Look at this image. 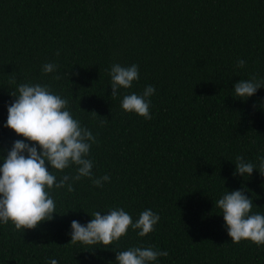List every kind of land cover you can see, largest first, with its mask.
Listing matches in <instances>:
<instances>
[{
    "label": "trees",
    "instance_id": "1",
    "mask_svg": "<svg viewBox=\"0 0 264 264\" xmlns=\"http://www.w3.org/2000/svg\"><path fill=\"white\" fill-rule=\"evenodd\" d=\"M46 63L57 70L45 74ZM113 64L139 68L115 98ZM253 76L264 81V0H0V149L23 139L3 126L21 83L67 99L96 139L92 177L49 190L51 221L24 231L0 223V264H115L116 252L149 246L168 253L151 264H264V245L232 243L216 207L242 188L264 215V177L233 174L237 156L256 165L264 156V88L245 101L233 90ZM148 85L152 119L124 112L123 96ZM51 171L59 180L76 167ZM114 208L133 222L146 209L160 219L145 237L129 227L108 246L70 242L73 220Z\"/></svg>",
    "mask_w": 264,
    "mask_h": 264
},
{
    "label": "clouds",
    "instance_id": "2",
    "mask_svg": "<svg viewBox=\"0 0 264 264\" xmlns=\"http://www.w3.org/2000/svg\"><path fill=\"white\" fill-rule=\"evenodd\" d=\"M244 64L245 61L240 60L237 67ZM57 68L56 64L46 63L43 72L52 73ZM109 75L110 96L115 98L120 95V89L131 88L133 82L139 79V68L136 64L129 67L113 64ZM55 78L59 79L58 76ZM260 88H264V81L257 80L255 76L239 80L233 85L234 96L245 101ZM154 93L155 88L148 85L142 94L133 92L124 95L120 106L126 113H135L150 120L149 97ZM8 94L14 99L7 107V120L3 126L23 139L15 140L10 150L0 149L6 151L5 156H0V223L11 222L17 231L32 230L42 222L51 221L56 214V204L49 190L67 185L71 192L70 180L92 177L93 162L88 156L96 139L67 110L68 100L53 94L48 86L21 83ZM257 159L258 165L237 156L233 174L250 177L256 170L264 177V156ZM70 166L76 167L74 176L64 175L58 180L51 171L62 172ZM109 179L105 175L94 179L93 184L100 187L103 181ZM245 193L242 188L227 190L216 207L221 210L224 227L232 243L248 240L257 246L264 245V215L252 213L253 200ZM159 219L151 209L141 212L135 222L123 208H114L105 215L97 211L86 224L82 225L77 220L71 222L70 242H79L84 246H108L124 236L129 227L138 230V237H145L154 230ZM167 255L166 251H158L151 246L132 247L116 252L115 264H151L158 257ZM48 264H58V261L51 259Z\"/></svg>",
    "mask_w": 264,
    "mask_h": 264
}]
</instances>
